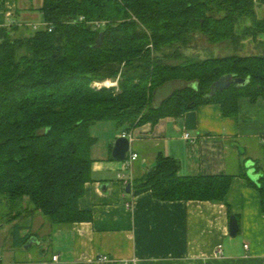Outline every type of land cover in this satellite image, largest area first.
<instances>
[{
    "label": "trees",
    "instance_id": "trees-1",
    "mask_svg": "<svg viewBox=\"0 0 264 264\" xmlns=\"http://www.w3.org/2000/svg\"><path fill=\"white\" fill-rule=\"evenodd\" d=\"M263 9L264 0H42L38 30L0 26V203L6 221L21 218L13 244L29 239L23 218L40 214L53 227L93 218L80 207L92 179V125L130 132L202 104L218 103L229 117L243 98L264 99ZM222 44L231 51L216 55ZM228 74L250 81L211 95ZM116 79L114 87L93 84ZM180 171L175 157L159 153L139 185L159 200L225 202L233 174ZM259 180L264 211V168Z\"/></svg>",
    "mask_w": 264,
    "mask_h": 264
},
{
    "label": "crops",
    "instance_id": "crops-1",
    "mask_svg": "<svg viewBox=\"0 0 264 264\" xmlns=\"http://www.w3.org/2000/svg\"><path fill=\"white\" fill-rule=\"evenodd\" d=\"M40 6L0 0V26L18 25L24 32L41 25L35 20ZM157 94L160 103L165 96ZM239 109L228 117L220 104H202L181 117L131 130V149L140 155L131 169L112 155L124 131L112 122L92 125L107 133L92 132L97 137L92 179L80 198L81 209L93 218L61 227L40 214L31 221L23 218L29 226L21 235L29 233V239L18 247L12 229L21 218L0 223V264H264V211L253 184L264 168V99L243 98ZM187 132L192 139L184 138ZM159 153L175 157L182 175L233 174L225 202L153 197L139 181ZM120 173L133 175L130 193ZM230 211L240 225L234 237ZM104 255L109 259L100 261Z\"/></svg>",
    "mask_w": 264,
    "mask_h": 264
},
{
    "label": "water",
    "instance_id": "water-1",
    "mask_svg": "<svg viewBox=\"0 0 264 264\" xmlns=\"http://www.w3.org/2000/svg\"><path fill=\"white\" fill-rule=\"evenodd\" d=\"M103 36L104 32H101L97 41H98V47L102 45L103 43ZM249 78H237L234 77L232 74H228L226 76L221 77L219 80H217L211 89V95H214L217 90H224L229 88L233 83H236L238 87H242L243 85L247 84L249 82ZM131 149V141L125 136H119L116 139V144L114 146V149L112 151V155L114 156L115 160L118 161H124L128 157V153ZM126 190L128 193L131 192V184L127 185ZM229 232L230 236L234 237L238 234L240 225L238 223V219L236 215L232 214L229 221Z\"/></svg>",
    "mask_w": 264,
    "mask_h": 264
},
{
    "label": "rangeland",
    "instance_id": "rangeland-1",
    "mask_svg": "<svg viewBox=\"0 0 264 264\" xmlns=\"http://www.w3.org/2000/svg\"><path fill=\"white\" fill-rule=\"evenodd\" d=\"M20 1H22V4H25V3H27V5H30V6H32V5H34L36 8H38L39 6H40V3L42 2V0H20ZM261 12H260V15L262 16V15H264V9L263 10H260ZM38 15V17L37 18H35V20L37 21V22H44V19H43V16H42V14L41 13H38L37 14ZM41 26H43V25H41ZM34 27V26H33ZM30 30H28V29H26V27H25V31H30V32H34V31H36L34 28H32V26H29L28 27ZM39 28H41V27H39ZM200 38H202L200 41H199V43L200 44H202L203 45V47H209V48H212L213 46H211L208 42H207V40H206V38H204V37H200ZM225 46H226V44H222L221 46H219L218 48H217V51L216 52H214L216 55H218V53L220 54V55H226L228 52H230L231 51V49L229 48L228 49V51L225 49ZM251 47H253V44L252 43H250L249 41L247 42V48H251ZM218 52V53H217ZM117 80V79H116ZM116 80H114V81H116ZM111 81H113V80H111ZM113 81V82H114ZM172 87H174V85H170V86H168V87H166V88H163V89H161V91L159 92V93H161V95L162 96H167L168 95V93H170L171 92V89H172ZM157 96L159 95V94H156ZM157 96H155V103L157 104V102H156V98H157ZM104 127H100V126H98V128L97 127H93V129H92V132H94V134H97L99 137H101V136H106V132H104V129H103ZM7 211H8V205H7V202H5V200H3V202L2 203H0V223H5L6 222V216H5V214L7 213Z\"/></svg>",
    "mask_w": 264,
    "mask_h": 264
},
{
    "label": "built area",
    "instance_id": "built-area-1",
    "mask_svg": "<svg viewBox=\"0 0 264 264\" xmlns=\"http://www.w3.org/2000/svg\"><path fill=\"white\" fill-rule=\"evenodd\" d=\"M41 25L35 24L34 25V29H37L38 30L39 27H41ZM117 83H118V80H116L114 82L111 81V80H105V81H100V82L95 81L93 84H94V87L100 89L103 86H106V87L118 86ZM120 136L127 137L129 139V141H131V143H132L133 134H132L131 131L130 132H123ZM184 138L185 139H187V138L192 139V136L187 132V133H184ZM139 156L140 155H138L137 152H135L132 149H130V152L128 153L127 159L123 161L124 162V166L126 168L131 169V166H132L133 162L136 161L139 158ZM119 178L127 186V185L131 184V182L133 180V175L131 174L130 176H127L126 174L120 173L119 174ZM246 247H247V245H246ZM53 257H54V261H56V260L59 259V257L57 255L56 256H53ZM108 259H109V256L104 255V257L100 258L99 260L100 261H105V260H108Z\"/></svg>",
    "mask_w": 264,
    "mask_h": 264
}]
</instances>
